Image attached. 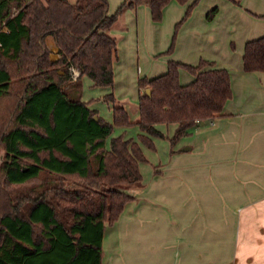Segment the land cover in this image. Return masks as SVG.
<instances>
[{
    "label": "trees",
    "instance_id": "obj_1",
    "mask_svg": "<svg viewBox=\"0 0 264 264\" xmlns=\"http://www.w3.org/2000/svg\"><path fill=\"white\" fill-rule=\"evenodd\" d=\"M168 1L124 0L108 14L107 0H0V264H101L105 225L131 198L125 189L140 184L141 145L152 147L161 127L173 125L172 145L220 112L228 74L205 60H170L164 73L137 78L134 121L114 104L108 122L76 88L62 86L58 70L72 66L79 71L73 83L85 75L111 87L117 39L109 30L140 4L158 21ZM47 35L57 60L49 58ZM241 61L245 72H264V35L244 42ZM180 67L190 82L179 84ZM103 98L115 101L112 92ZM131 124L135 137L112 135Z\"/></svg>",
    "mask_w": 264,
    "mask_h": 264
},
{
    "label": "crops",
    "instance_id": "obj_2",
    "mask_svg": "<svg viewBox=\"0 0 264 264\" xmlns=\"http://www.w3.org/2000/svg\"><path fill=\"white\" fill-rule=\"evenodd\" d=\"M123 1L107 0L108 14ZM190 2L169 0L158 21L142 4L122 12L125 40L132 30L142 64L133 72L117 41L113 82L117 72L129 81L135 74L137 105V78L164 73L170 60H205L226 70L230 95L217 115L190 129L194 140L169 149L163 164L125 189L131 198L105 225L101 264H264V72H245L241 61L244 42L264 35V0H196L185 15ZM149 40L157 41L151 49ZM44 43L60 58L53 36ZM192 78L177 69L179 84Z\"/></svg>",
    "mask_w": 264,
    "mask_h": 264
},
{
    "label": "rangeland",
    "instance_id": "obj_3",
    "mask_svg": "<svg viewBox=\"0 0 264 264\" xmlns=\"http://www.w3.org/2000/svg\"><path fill=\"white\" fill-rule=\"evenodd\" d=\"M122 16L119 20H117L114 25L109 30V33L116 37L118 43L122 45L121 52L125 55L126 48L128 49V53L130 54V61L128 62V66L133 67V72L135 71L136 66L140 63L142 64V60L138 62L137 54H136V43L133 37V31L130 30L131 39L125 40L126 38V28L122 25ZM130 40V41H129ZM157 43L149 40L148 44L150 49L153 48ZM153 45V46H152ZM142 53L141 56H144L145 50L143 46H140ZM121 54V55H122ZM166 53H162L160 55H151L150 60H155L153 56H164ZM124 57V61L126 56ZM52 60L59 59V56H49ZM58 73L62 74L63 82L62 86L69 84L68 90L71 92L75 90L78 92V97L81 100H85L89 102V107L91 109H95L99 116H101L104 120L111 122L112 121V106L122 105L127 110L128 119L130 121H134L137 117V109H136V87L135 83H133L136 78L135 74L132 76V80H128L126 72H117L116 80L113 82L111 87H102V86H94L92 81L85 75H83L79 81L73 83L69 77V72L67 68L61 67L58 70ZM69 77V78H68ZM108 92H112L115 101H108L103 98ZM134 97L135 100L132 98ZM173 125H167L166 127H161V131L163 133V137H153L151 138L152 147H147L145 145H141L142 153L145 157V162L139 164V170L143 176H146L145 170L151 168L152 165L156 163L163 164L166 159L167 152L169 149H179L183 144L189 143L194 140L197 135L190 130L186 135L177 139L172 145L168 141V137L171 135L173 131ZM138 128L131 124L126 127H114L112 135L123 134L124 137H135L138 133ZM71 181L72 179L69 178ZM128 189V188H127Z\"/></svg>",
    "mask_w": 264,
    "mask_h": 264
},
{
    "label": "built area",
    "instance_id": "obj_4",
    "mask_svg": "<svg viewBox=\"0 0 264 264\" xmlns=\"http://www.w3.org/2000/svg\"><path fill=\"white\" fill-rule=\"evenodd\" d=\"M68 72H69V76H70L71 80L75 81V79L77 78V76L79 74V71L76 68L70 66V67H68Z\"/></svg>",
    "mask_w": 264,
    "mask_h": 264
},
{
    "label": "water",
    "instance_id": "obj_5",
    "mask_svg": "<svg viewBox=\"0 0 264 264\" xmlns=\"http://www.w3.org/2000/svg\"><path fill=\"white\" fill-rule=\"evenodd\" d=\"M144 91H145V93H148V89H145ZM93 117L96 119V115H94ZM186 149H188L187 146H184L181 148V150H186Z\"/></svg>",
    "mask_w": 264,
    "mask_h": 264
}]
</instances>
